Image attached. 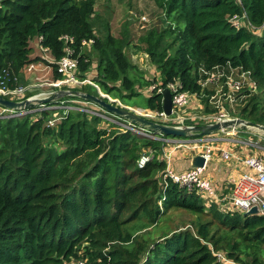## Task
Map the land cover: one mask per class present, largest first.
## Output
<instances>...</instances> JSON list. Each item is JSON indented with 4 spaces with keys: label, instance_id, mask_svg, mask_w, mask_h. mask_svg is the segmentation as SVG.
<instances>
[{
    "label": "trees",
    "instance_id": "obj_1",
    "mask_svg": "<svg viewBox=\"0 0 264 264\" xmlns=\"http://www.w3.org/2000/svg\"><path fill=\"white\" fill-rule=\"evenodd\" d=\"M151 1L166 22L138 39L157 72L152 78L125 52L129 21L115 36L96 0H0V83H26L23 68L39 59L30 56L35 37L49 51L53 79L61 77L55 61L68 45L78 77L94 69L100 90L122 103L153 83L164 88L179 81L182 90L200 94L201 69L229 62L249 70L256 84L239 117L264 124V27L255 33L264 25V0ZM243 13L250 26L229 21ZM72 89L99 96L92 85ZM70 99L83 101L64 95L47 108L0 117V264H229L218 252L235 264H264L263 215L207 203L164 175L159 138L57 107ZM200 102L211 111L204 97ZM146 108L162 109L156 90L146 96ZM142 155L148 160L140 165ZM176 209L194 219L154 237L151 229Z\"/></svg>",
    "mask_w": 264,
    "mask_h": 264
},
{
    "label": "built area",
    "instance_id": "obj_2",
    "mask_svg": "<svg viewBox=\"0 0 264 264\" xmlns=\"http://www.w3.org/2000/svg\"><path fill=\"white\" fill-rule=\"evenodd\" d=\"M229 21L235 26H240L241 24L250 26V23L246 21L245 13L241 16L234 15ZM38 39L39 48L44 52L48 51L46 47L40 44L41 37H38ZM63 39L65 42L72 40L66 35L63 36ZM86 43H92V40ZM43 59L47 60V62H52V59L48 57H43ZM55 63L56 70L61 74V77L53 79L48 83L53 89H72L86 83L91 84L97 89L100 98L112 104L128 108L146 119L179 127L192 126L195 124H211L213 122L240 118L239 116L230 115L225 106L232 107V110H234V106L242 103L245 96L250 94V92H256V84L251 77L250 71L243 69L241 66H232L229 62H226L224 65L214 66L211 69H201L202 76L198 79V83L201 85L200 94L182 90L179 81L169 83L166 87L169 88L171 93L172 113L166 115L162 109L136 110L131 108L122 103L118 98L103 93L94 81L86 78L80 79L77 74V59L73 57V51L68 45H65L64 54L55 61ZM33 68V63L27 65L28 71H31ZM164 88L153 83L149 87V90H156L157 93L161 94ZM245 90L249 93H245ZM0 95L4 98L12 96L14 99H7L15 101L36 97L32 95L28 96L26 87L15 86L14 88H9L2 82L0 83ZM203 97L211 108L209 112L203 111L204 105L200 102V99ZM192 99L200 103V111L188 116L187 119L191 120V123L186 124L184 123L186 116L180 115L176 109L186 105L191 106L193 102ZM83 102L91 106L80 105L79 107L76 104L63 103L58 107L82 109L89 113L96 114L108 122L118 124L124 129L131 130L136 134L160 139V137L140 125H135L125 118L107 112L93 103H89L85 100L81 103L84 104ZM42 107L47 108L43 105ZM91 107H95L94 109L97 111L91 109ZM29 111V109L10 110L0 106V117L21 115ZM60 118L61 116L58 115L49 119L47 125L54 126ZM245 131L254 132L251 130V127L242 129L240 125H232L220 128L207 135H191L188 139H160L169 145L167 150H164L162 156V159L166 162L164 175L180 185L195 189L207 203L214 202L218 204L222 211L239 210L244 213L251 207L256 206L257 214L264 216V156L249 152L251 148H255L264 154V147L260 146L256 141L239 135L240 132ZM253 134L257 135V132ZM260 134L258 138L264 139L262 132H260ZM235 147H241V149L235 150ZM180 148L187 150L191 154H198L203 157V166L191 167L181 171H175L171 168L170 160L172 159V155L180 150ZM242 149L245 151L242 152ZM215 156H219L223 161L236 159L243 167L225 195H221L212 180L204 175L209 162L213 160ZM146 160H148V156L142 155L139 159V164L142 165ZM224 201H226V203H224ZM216 255L218 259L223 262L235 264L226 259L223 253L218 252ZM76 264H83V262H77Z\"/></svg>",
    "mask_w": 264,
    "mask_h": 264
},
{
    "label": "rangeland",
    "instance_id": "obj_3",
    "mask_svg": "<svg viewBox=\"0 0 264 264\" xmlns=\"http://www.w3.org/2000/svg\"><path fill=\"white\" fill-rule=\"evenodd\" d=\"M95 9L101 15L103 14L102 15L103 18H105L106 16L109 17V21L111 25V32L115 36L119 35V32L122 28L123 21L125 20L129 21V29L131 31L132 40L129 46L125 49L127 56L129 57L131 62L132 63L134 62L136 66L143 73L147 74L145 75L146 77L152 78L154 75H157V72L155 71L154 67L149 61L148 55L139 48L141 47V45L139 44V41H138L139 36L141 35L142 32L148 31L153 26L162 27L166 25V22L163 20V16L161 15L157 7L153 4V2L151 0H96ZM263 27L264 25L258 29H255L256 35H259L262 33ZM39 54H41V52L37 51L34 54H31V56L32 58L39 57L38 56ZM93 64H95V62ZM36 67L33 71L27 72L29 77L28 79L25 80L26 83L19 84L18 86L26 87V92L28 96L32 95V96H36L37 98L46 97L50 95V93L59 90V89H53L51 86L48 85L49 81L52 80L51 67L46 68L44 65H39L40 68L38 69ZM95 76H96V72L94 69L90 70L89 73L85 74V78L91 81H93V78ZM87 85H91V84H87ZM87 90L92 92L90 87H88ZM149 92L150 90L148 87L142 90V94L138 96H133L131 98H127L126 100H123V99L122 100L126 105L136 110L147 109L146 108V96L149 94ZM245 93L248 94L249 92L245 90ZM254 93L256 92L255 91L250 92V94L245 96V98H243L242 103H239L236 106H234V110H232V107H229L226 105L225 107L227 111L229 112V114L233 116H239L238 112L240 108L246 106L249 99L252 97ZM7 98L14 99V97L12 96H8ZM192 101L193 102L191 103V106L186 105L184 107H180L176 109L180 115L186 116V120L184 121V123L186 124L191 123V120L187 119L188 116L196 114L200 111L199 109L200 103L198 101H195L194 99H192ZM81 102H82L81 100L70 99V100H66L65 104L69 103L73 105L76 104V105H81V106L85 105L88 107L91 106L90 104H85L84 102H83L84 104H82ZM34 106H39V104H35ZM36 108L37 107H35L34 109ZM251 130L254 131L253 133L257 132V135H252L248 131L240 132L239 135L241 137H246L247 139L256 141L260 144V146L264 147V139L258 138L259 135H261L260 132L254 128H251ZM156 136L160 137V139H164V138H182V139L187 138L188 139L190 138L189 136L187 137L186 136L185 137H176V136L174 137V136H164V135H156ZM162 143H163V146L158 152L159 158H162L164 150H167V147L169 146L164 141H162ZM181 150L184 151L183 148H180V150L178 151V156L180 160L182 159ZM251 150L257 151L255 148H251ZM204 175L206 176V173ZM226 186H229V184H227ZM224 203H226V201H224ZM193 215L195 214L188 210H183V209H180V210L176 209L174 211H169L167 212L166 216H164L162 220L158 223V225L154 226L151 229V234L155 237L161 234L164 230H166L169 227H173V226L181 227L185 225L187 222H189L190 220L194 219ZM146 231H149V230H146ZM146 231H144L143 233H146Z\"/></svg>",
    "mask_w": 264,
    "mask_h": 264
},
{
    "label": "water",
    "instance_id": "obj_4",
    "mask_svg": "<svg viewBox=\"0 0 264 264\" xmlns=\"http://www.w3.org/2000/svg\"><path fill=\"white\" fill-rule=\"evenodd\" d=\"M64 95L77 96L82 100H85L89 103H93L101 107L107 112L115 114L118 117L125 118L129 122L135 125H140L141 127L148 129L149 131H151L156 135L174 136V137L175 136L187 137L191 135H207L219 130L220 128H224L232 125H240L242 129L251 127L258 130L262 132L264 137L263 124L255 123L242 118H234L222 122H213L211 124H195L192 126H184V127L167 125L146 119L128 108L117 106L115 104L106 101L103 98H100L99 96L87 92L79 91L76 89H59L43 98L31 97V98H25L21 101L7 99L0 95V106L10 110L29 109L33 107L35 104L43 105L45 103L54 101L57 98H61ZM161 105H162V110L166 115H170L172 113L171 93L169 88L167 87H165L161 92ZM203 164H204V159L200 155H195L190 160V167H202ZM244 214L245 215L257 214V207L256 206L251 207L249 210L245 211Z\"/></svg>",
    "mask_w": 264,
    "mask_h": 264
},
{
    "label": "crops",
    "instance_id": "obj_5",
    "mask_svg": "<svg viewBox=\"0 0 264 264\" xmlns=\"http://www.w3.org/2000/svg\"><path fill=\"white\" fill-rule=\"evenodd\" d=\"M38 42H39L38 37H35V38L30 40V47H31V52H32V53H30V56H31V54H34L37 51L41 52V54L38 55L39 57H36L39 59L31 62L34 64V68L31 71H33L36 66H37L36 67L37 69L40 68L39 65H44L46 68L51 67L48 64L49 61L47 62V60L43 59V57H46V58L48 57L49 59H52L50 54H49V51H45V52L42 51L39 48ZM90 45H91V43L90 44L86 43L87 48H90ZM33 58H35V57H33ZM133 64H135V63L133 62ZM31 71L27 70V65L23 68L22 73H23L25 79H28V77H29L27 72H31ZM52 80H53V77H52ZM250 133L252 135H254L252 132H250ZM239 148L241 149V147H235V150H238ZM183 150L184 151L181 150V153H182V159L181 160L178 156L179 150L176 151V153H174L172 155V159L170 160V167L173 168L175 171H181V170L191 168L190 167V160L192 159L193 156L198 155V154H191L190 152H188L185 149H183ZM244 151L245 150L242 149V152H244ZM249 152L256 154V155H263L264 156V154L262 152H260V150H258V149H257V151H251L250 150ZM242 169H243L242 165L236 159H231L229 161H223L221 158H219V156H215V158L209 162V164L205 170V173H206V177L211 179L212 182L215 184V186L218 188L219 193H221L222 195H225L228 192L229 187L232 185L233 181L235 180V178L238 176L239 172ZM227 184H229V186H226Z\"/></svg>",
    "mask_w": 264,
    "mask_h": 264
}]
</instances>
